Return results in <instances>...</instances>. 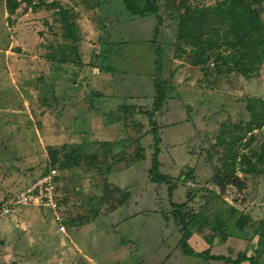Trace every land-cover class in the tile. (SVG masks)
<instances>
[{
    "label": "rangeland",
    "instance_id": "rangeland-1",
    "mask_svg": "<svg viewBox=\"0 0 264 264\" xmlns=\"http://www.w3.org/2000/svg\"><path fill=\"white\" fill-rule=\"evenodd\" d=\"M223 1L0 0V211L54 168L61 212H1V264H264V65L218 61Z\"/></svg>",
    "mask_w": 264,
    "mask_h": 264
},
{
    "label": "trees",
    "instance_id": "trees-1",
    "mask_svg": "<svg viewBox=\"0 0 264 264\" xmlns=\"http://www.w3.org/2000/svg\"><path fill=\"white\" fill-rule=\"evenodd\" d=\"M125 4L132 13L145 14L146 11L150 13H157V7L154 0H148V7L145 11H137L131 0H125ZM60 9L58 12L62 26L64 28V38L76 40L75 29L77 26L76 16L74 13H69L60 4H57ZM14 11L10 8V12ZM218 15L227 16L229 19V35L233 38L235 50L219 56L218 61L221 65L227 67V72H240L243 75H249L252 72H258L264 65V24L259 16L257 10L246 4L244 0H229L223 1L215 9ZM249 59L247 64L242 62ZM202 60L199 58L197 64H201ZM158 98L156 99L155 109L159 110L165 101L164 89L159 86L157 90ZM254 104H258L260 109V116L264 117V99L258 98L254 100ZM253 110L254 108L251 107ZM158 153V151L156 152ZM71 156L67 161L70 162ZM239 183L240 180H236ZM237 185V184H235ZM240 185V184H239ZM238 186V185H237ZM185 236V235H184ZM182 249L188 256L197 255L194 252L186 237L182 239ZM216 258H221L217 256ZM248 258L242 256L235 263L246 261Z\"/></svg>",
    "mask_w": 264,
    "mask_h": 264
},
{
    "label": "built area",
    "instance_id": "built-area-1",
    "mask_svg": "<svg viewBox=\"0 0 264 264\" xmlns=\"http://www.w3.org/2000/svg\"><path fill=\"white\" fill-rule=\"evenodd\" d=\"M57 170L49 168L40 177L30 184L26 189L21 191L12 204H35L38 206H44L51 208L55 213V218L60 220L58 215V206H56V198L54 197L53 190L57 180ZM191 183L189 182L188 185ZM10 206H4L5 212L10 211ZM62 229H64L62 227Z\"/></svg>",
    "mask_w": 264,
    "mask_h": 264
},
{
    "label": "crops",
    "instance_id": "crops-1",
    "mask_svg": "<svg viewBox=\"0 0 264 264\" xmlns=\"http://www.w3.org/2000/svg\"><path fill=\"white\" fill-rule=\"evenodd\" d=\"M92 110H91V112L92 113H94V111H95V109H93L94 107H90ZM44 173V172H43ZM42 173V174H43ZM58 179V178H57ZM30 185V184H29ZM28 185V186H29ZM26 189V188H25ZM23 191V190H22ZM21 192V191H20ZM19 192V193H20ZM11 199V198H10ZM8 200V201H6L4 204H3V206H2V208H4V206H10L12 209L10 210V211H8V212H5L3 209H2V211H0V213L2 212L3 213V215H12L13 213H15L16 212V210L18 209V208H20L21 206H24V207H27V208H34V209H38L39 211H42V210H46L47 209V211H49L50 212V215L51 216H53V214H55L54 213V211H52V209L51 208H49L48 209V207H44V206H38V205H35V204H18V203H16V206L15 205H13L12 204V200H13V198L11 199V200ZM60 204V203H59ZM64 205V204H63ZM60 210V209H59ZM58 210V211H59ZM45 212V211H44ZM61 213V212H60ZM59 212H58V214H60ZM54 217V216H53ZM55 218V217H54ZM56 219V218H55ZM54 219V220H55ZM57 220V219H56ZM62 223V222H61ZM60 223V224H61ZM62 225H64V224H62ZM61 225V226H62ZM1 263H4L3 262V259H2V256H0V264Z\"/></svg>",
    "mask_w": 264,
    "mask_h": 264
}]
</instances>
